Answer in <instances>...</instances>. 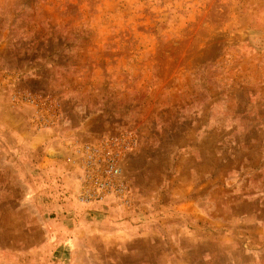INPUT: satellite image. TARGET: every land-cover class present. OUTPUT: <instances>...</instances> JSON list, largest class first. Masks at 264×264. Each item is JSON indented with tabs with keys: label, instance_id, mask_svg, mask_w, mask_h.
<instances>
[{
	"label": "rangeland",
	"instance_id": "rangeland-1",
	"mask_svg": "<svg viewBox=\"0 0 264 264\" xmlns=\"http://www.w3.org/2000/svg\"><path fill=\"white\" fill-rule=\"evenodd\" d=\"M0 264H264V0H0Z\"/></svg>",
	"mask_w": 264,
	"mask_h": 264
}]
</instances>
